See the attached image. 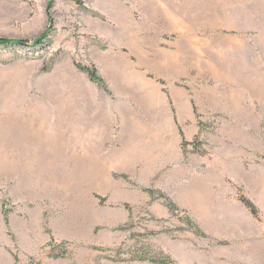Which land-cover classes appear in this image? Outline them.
Instances as JSON below:
<instances>
[{
	"label": "rangeland",
	"instance_id": "obj_1",
	"mask_svg": "<svg viewBox=\"0 0 264 264\" xmlns=\"http://www.w3.org/2000/svg\"><path fill=\"white\" fill-rule=\"evenodd\" d=\"M124 1L126 5H123L119 20L127 25L134 16H130L129 9H135L139 0ZM173 1L174 9L176 3L183 4L182 10L187 13L189 24V77L181 81V85L189 91L194 115L204 133V136L199 132L200 135L194 137V152L200 155L220 153L230 193L238 190V199L240 194L250 198L256 189L245 191L236 185L230 176V161L224 154L229 148H235L238 161L243 160L239 154L246 153L252 158L245 161L246 165H264V0ZM93 3L94 0H89L87 7L93 8ZM113 3L120 4V0H113ZM45 5L49 24L35 41L4 37L21 34L19 14L13 15L12 31H7L10 24L0 22V39L28 43L0 44V207L21 212L27 206L38 204L45 210L47 234L53 233L48 226L52 220L63 222L69 219L76 222V228L80 230L70 235V238H76L72 242L58 243V239L51 235L52 242L48 245L32 249L34 247L27 246V239L20 240L11 234L0 214V264H13L14 261V264H153L114 262L108 259L110 253L100 251L114 250L122 244H125L121 250L124 259L147 253L154 257L167 255L176 264H264V206H258L252 198L259 209V218L254 217L245 205L242 206L244 210L238 208L237 224H231L230 230L223 227L221 232L225 233L226 239H221L215 236V229L210 233L204 231L188 211L184 212L176 201L181 194L176 186L163 185V190H155L159 187L155 181L163 175L147 188L142 187L141 195L145 200H141L140 205L108 207L106 200L93 197L90 185L86 187L90 184L89 176H85V165L89 161L55 158L49 164L45 159L26 158L29 154L24 150L42 152L50 145V136L36 137V123L40 116L48 125L43 129L44 134L50 135L55 116L57 124L60 120L70 121V112L62 118L69 102L73 104V120L74 114H79L75 109L82 107L84 112L89 106L84 97L85 83H93L105 94L111 91L119 94H110L111 97L104 102L106 105L101 102L103 95L100 96L99 102L106 109L115 105L127 111L128 106L118 100L131 99L134 103L136 99V93L124 87L125 80L104 79L95 64L75 57L73 62L69 60L67 40L72 31L77 40L80 36L92 39H100V36L90 33L75 15L77 13L66 14V18H71L72 30L68 19L62 20L58 27L55 24L59 23L57 13L64 4L48 0ZM114 8H110L114 9L110 16L117 19L118 8ZM89 11L83 9L78 13ZM39 40L41 42L37 45ZM108 47H111L110 40ZM118 50L122 51V47ZM78 65L94 67L99 80L93 81ZM71 89L74 97L66 94ZM167 94L173 104L171 95ZM139 104L141 106L140 101ZM239 105L242 107H235ZM139 107L136 110L140 116L145 111ZM174 114L176 116L175 110ZM175 119L177 121V116ZM185 144L184 140L182 145L186 147ZM64 155L68 157V151ZM253 174L252 178L258 181L261 176L258 169ZM116 178L128 182L126 176ZM150 190L156 193L155 196L148 192ZM254 193L258 194L257 191ZM168 201L174 205V210L170 209ZM159 205H162L161 213L157 208ZM58 231L62 236L65 233L62 228Z\"/></svg>",
	"mask_w": 264,
	"mask_h": 264
},
{
	"label": "crops",
	"instance_id": "obj_2",
	"mask_svg": "<svg viewBox=\"0 0 264 264\" xmlns=\"http://www.w3.org/2000/svg\"><path fill=\"white\" fill-rule=\"evenodd\" d=\"M47 1L0 0V22L10 24L7 31H12L13 15L20 16L21 34H8L4 37L27 41L40 38L49 24L45 5ZM88 1L56 0V4H64V11L62 12L61 8L57 13L59 23L55 24L58 27L62 20L68 19L66 14L77 13L75 15L84 23V27L93 35L100 36V39L80 36L77 40L72 31L67 40L69 60L73 62L75 57L95 64L104 79L125 80L124 87L136 93V99L133 100L134 103L137 102L136 107L132 102L133 107L131 99H119L118 102L128 106L127 111H122V107L115 105L106 109L103 105L107 101L106 98L111 97L110 94L116 95L117 92L105 94L93 83L87 82L84 97L86 105L90 107H85L84 112L82 107L75 109L79 114H74L73 120V104L69 102L68 109L63 110L65 115L62 118L70 112V121L65 123L60 120V124H57L55 116L54 122L51 123L53 131L50 135L44 134L43 129L48 125L44 117L40 116L36 123V137L50 136V145L49 148H44L43 155L40 151L24 150L25 154H29L26 158L45 159L49 164L52 163L50 160L55 158H66L70 161L83 158L89 161L85 165V176H89L90 184H86V187L90 185L93 197L106 200L108 207L140 205L141 200H145L141 195L142 187L147 188L154 179L163 175L155 181L159 187L154 189L163 190V185L176 186L181 193L176 201L184 212L188 211L192 220L204 231L210 233L209 231L215 229V236L226 239L221 230L223 227L230 230L231 224H237V210H244V204L238 199V190L231 193L229 191L221 154L214 152L200 155L194 152V137L200 135L199 132L203 136L204 133L194 115L189 91L181 85V81L189 77V24L187 13L182 10L183 4L179 6L176 3L174 9L173 0H139L135 9H129L130 16L134 15L133 19H129V23L124 25L122 20H119L124 10L123 5H126L124 0H120V4H114L113 0H94V7L91 9L87 7ZM116 6L117 19H113L110 12L116 9ZM83 9L90 11L85 14L78 13ZM70 19L69 17V29L72 30L74 26L71 25ZM6 24L4 23L5 26ZM115 32L116 36L113 37ZM83 35L87 34L83 32ZM109 40L111 47H108ZM119 47H122V51L118 50ZM124 49L129 51L128 54ZM22 74L27 76V73ZM167 93L171 95L173 104ZM66 94L74 97L75 93L71 89ZM101 95L103 103L99 102ZM137 107L145 111L140 116L137 114ZM184 140L186 147L182 145ZM65 151H68V157L64 155ZM224 156L230 161V176L236 185L243 187L245 191L253 192L256 189L254 192H258L257 195L254 192L250 194V198L244 195L250 200L254 199L258 206H264V165H246L245 161L252 159L247 157L246 153H240L239 156L243 160L238 161L235 148H229ZM257 169L261 174L258 181L252 178ZM116 176H126L128 182ZM161 207L162 205L157 207L160 213ZM4 210L5 207H0V214L10 232L12 231L11 234L20 240L27 239V246L34 247L32 249L48 245L52 242L51 235L58 239V243L72 242L76 238H70V235L80 230L76 228V222L69 219L63 222L52 220L48 226L53 233L47 234L45 210L38 204L35 207L27 206L21 212L15 209L9 211L7 222ZM167 215L165 214L166 217ZM60 228L65 232L63 236L59 235ZM72 228L74 230H70Z\"/></svg>",
	"mask_w": 264,
	"mask_h": 264
},
{
	"label": "trees",
	"instance_id": "obj_3",
	"mask_svg": "<svg viewBox=\"0 0 264 264\" xmlns=\"http://www.w3.org/2000/svg\"><path fill=\"white\" fill-rule=\"evenodd\" d=\"M45 38V36L43 37ZM42 38V39H43ZM41 40L37 41L36 44H40ZM18 44V45H28V43L25 42H12L9 40H4V39H0V44ZM78 68L81 71H84L86 73H88L91 77V79L93 81H98L99 79L97 78V74H96V70L94 67H86L83 65H78ZM152 196H155V192L154 191H148ZM163 196V195H162ZM239 200L246 206V208L252 213V215L256 218H259V210L258 208L252 203V201H250L246 196H244L243 194L239 195ZM168 206L170 207L171 210H174V205L168 201ZM4 215H5V219L6 222L8 221V215H9V211L5 210L4 211ZM125 246V244H122L121 246H119L117 249L114 250H105L102 249L100 251L102 252H108L110 253V255L108 256V259L114 261V262H135V261H139V262H150L153 264H176L169 256L167 255H162L161 257H154L150 254L147 253H142V255H138L136 254L135 256H132L130 259H124L122 258V249ZM64 257V255L62 256Z\"/></svg>",
	"mask_w": 264,
	"mask_h": 264
}]
</instances>
